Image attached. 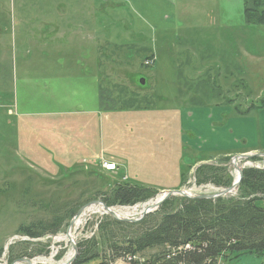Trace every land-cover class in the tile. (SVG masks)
Returning <instances> with one entry per match:
<instances>
[{
  "label": "rangeland",
  "instance_id": "rangeland-1",
  "mask_svg": "<svg viewBox=\"0 0 264 264\" xmlns=\"http://www.w3.org/2000/svg\"><path fill=\"white\" fill-rule=\"evenodd\" d=\"M244 7V0H0V264H66L74 256L64 238L70 223L118 183L159 191L144 203L110 207L137 220L180 182L183 157L197 163L179 190L197 196L224 189L199 182L200 166L226 168L224 179L233 185L234 159L264 153V109L239 116L264 98L261 47L252 48L251 64L242 56L241 48L258 38ZM239 57L240 77L232 84L231 64ZM148 60L154 64L146 66ZM176 109H216L229 113L225 123L252 122L230 124L234 133L214 137L189 118L195 124L182 141ZM205 143L220 150L208 155ZM57 145L78 162H56ZM229 148L237 154H224ZM237 162L255 168L264 158ZM104 163L119 169L106 171ZM179 198L171 196L168 206ZM55 219L63 224L57 234L32 239L20 232ZM118 222L126 223L101 205L76 219L78 253L98 256L86 264H151L154 251L112 259L111 245L124 246L138 231ZM218 264H264V253Z\"/></svg>",
  "mask_w": 264,
  "mask_h": 264
},
{
  "label": "trees",
  "instance_id": "trees-1",
  "mask_svg": "<svg viewBox=\"0 0 264 264\" xmlns=\"http://www.w3.org/2000/svg\"><path fill=\"white\" fill-rule=\"evenodd\" d=\"M244 4L246 25L264 26V0H244ZM263 109L264 98L257 104H251L239 116H248L251 110ZM183 158L187 167L184 164L180 166L181 180L173 190H179L186 184L192 166L197 163L189 164ZM253 159L259 160L258 157ZM198 173L199 182L212 180L220 188L232 186V179H224L226 168L219 170L202 165ZM157 192L151 187L122 182L113 192L104 194L102 202L108 207L133 206L149 201ZM169 201L166 200L159 208L163 212L160 215H151L136 223L126 222L138 226V231L124 246L111 245L112 259L154 251L151 264H218L221 258L264 253V169L245 168L235 196L215 200L179 198L176 207L168 206ZM61 222L55 219L41 229L37 225L21 227L20 232L39 239L59 233ZM126 223L118 222L121 225ZM33 255L24 253L21 257L31 258ZM97 257H88L79 251L73 264H86ZM100 264L106 263L102 261Z\"/></svg>",
  "mask_w": 264,
  "mask_h": 264
},
{
  "label": "crops",
  "instance_id": "crops-1",
  "mask_svg": "<svg viewBox=\"0 0 264 264\" xmlns=\"http://www.w3.org/2000/svg\"><path fill=\"white\" fill-rule=\"evenodd\" d=\"M249 27H251V26H249ZM252 29L256 30V35L258 36V38H257V40L255 41V43L253 45H251L249 43L247 46H243L241 48V51L244 52V54L242 56L244 58H246V60L248 59L249 63L251 64V62H253L254 61L253 59L255 58V54L254 53L251 54L252 53V48L254 46L256 48L261 47V49H262V56L261 57L263 59L262 65H264V26H257V28H252ZM238 45L240 46L239 43H238ZM237 51H238V55H239L241 53L240 49L238 48ZM239 60H240V57H239V59L235 58V61H233L232 64H231V68H230V72L229 73H230V76L232 77V80H230V82L232 84H238V83L234 82V75H237L238 77H240L241 65H240V61ZM259 62H260V60H259ZM260 71H261V75L264 76V74L262 73V70H260ZM25 77H26V80H27V72L25 73ZM231 77H230V79H231ZM248 78L249 77L247 76V79ZM248 80H250V79H248ZM174 112L178 114L177 115V119H178V122H179L178 128H179V134L181 136L182 141H184V139H185V135L182 134L185 131V129L186 128L187 129H193V125L195 124V123L193 125L187 124L189 118L191 119V122H193V119H194V120H196L198 122L203 123V127L206 129L207 133L212 135V136H214V137H219L218 135L226 133L225 131H228V129H231L230 132L234 133L232 128H231V126H230V124L234 125L235 123H237V124L241 123L243 125H248L250 123L249 121L252 122V120H245L243 122H240V121H236V122L235 121L234 122L228 121L227 123H225L224 118H228L227 116H229V113L228 112H223V111H217L216 109L208 111V112H206V114H205V112H202L201 110H198V109H187L186 111H181V110H177L176 109ZM210 114H211V116H209ZM54 116H56V115H54ZM185 123L187 125H185ZM226 125H227V127H226ZM208 137L209 138H205V142L210 139V136H208ZM86 145H87V143L86 144H83V143L81 144V146H86ZM55 148H56V153L58 152L59 157H61V158H59L58 161L55 160L56 162H59V161L62 162V161H64V158L66 160H68V162L70 164L78 162V160L75 159V158L70 159L67 152H62V149H63L62 147H60L58 149V145H57ZM215 149L220 150V148H216V147H207V144L205 143L203 145V149L202 150H207V154L208 155H214L215 153L213 151H216ZM251 150H253L252 152H261L257 148H253ZM237 152L238 151H235V153H234L233 150H230V148H229L227 150V152L224 153V154L233 155V154H237ZM242 152H245V151H242ZM79 156H81V152H80ZM94 158L95 157H92L91 159L94 160ZM79 160L81 162V161L84 160V158L83 159H79ZM181 160H182V157H180V163H182ZM39 161L41 163H46L44 161V159H40ZM179 166H181V164ZM117 169H119L118 166H117Z\"/></svg>",
  "mask_w": 264,
  "mask_h": 264
},
{
  "label": "water",
  "instance_id": "water-1",
  "mask_svg": "<svg viewBox=\"0 0 264 264\" xmlns=\"http://www.w3.org/2000/svg\"><path fill=\"white\" fill-rule=\"evenodd\" d=\"M145 81L142 80L141 81V84L144 85ZM255 157H262L264 158V153H254V154H246V155H242V156H239V157H236L234 160L235 162L233 161L232 162V165L235 166V169L237 170L238 172V177L237 179L234 181L233 185L228 187V188H224L222 189L221 192L219 193H216V194H202V195H197V196H194L192 195L191 193L185 191V190H169L165 193V195L160 199L158 200V202H156L153 206H151L150 208H148L147 210H145L141 217L137 220H130V219H125V218H121L119 217V215H117V213L111 209L110 207H108L107 205H105L103 202H93L89 205H87L86 207L82 208V210L79 211V213L74 217V219L72 220V222L70 223L69 225V228H68V231H67V237L68 239L72 242V245H73V250H74V256L66 263V264H73L77 258V255H78V251H77V247H76V244L74 243L73 239L71 238V231L73 229V226L75 224V221L76 219L90 206H94V205H101L103 207V209L109 213L113 218L117 219V220H120V221H125V222H131V223H135V222H138L140 220H142L143 218H145L148 214H150L151 212H153L154 210L160 208L162 206V204L168 200L171 196H174V195H179L181 196L182 198H191V199H208V200H215V199H218V198H221V197H225V196H229V195H232L233 193L237 192L238 188L240 187V184H241V181H242V178H243V171L245 169V167H240L238 164H237V160L241 159V160H251ZM18 263H25V264H34L31 260L29 259H22V260H19L17 263H14V264H18Z\"/></svg>",
  "mask_w": 264,
  "mask_h": 264
},
{
  "label": "built area",
  "instance_id": "built-area-1",
  "mask_svg": "<svg viewBox=\"0 0 264 264\" xmlns=\"http://www.w3.org/2000/svg\"><path fill=\"white\" fill-rule=\"evenodd\" d=\"M154 64V62L153 61H151V60H148L147 62H146V66H150V65H153ZM104 166L106 167V170L107 171H116L117 170V167H116V165L115 164H107V163H104ZM258 169H262L263 167H264V165L263 164H259L258 166H256ZM113 168V169H112ZM132 256H130L129 258H131Z\"/></svg>",
  "mask_w": 264,
  "mask_h": 264
},
{
  "label": "bare ground",
  "instance_id": "bare-ground-1",
  "mask_svg": "<svg viewBox=\"0 0 264 264\" xmlns=\"http://www.w3.org/2000/svg\"><path fill=\"white\" fill-rule=\"evenodd\" d=\"M218 169H219V168H218ZM223 169H224V168H223ZM223 172H224V171H223ZM223 174H224V173H223ZM236 174H237V173H236ZM237 177H238V176H237ZM237 177H236V178H237ZM153 205H154L153 203H150V204H148L147 206L150 208V207H151V206H153ZM70 234H71V238L73 239V238H74V235H73V230L71 231V233H70ZM64 238H65V239H67L69 242H71V241L68 239L67 235H65V237H64ZM67 240H66V241H67ZM73 241H74V240H73ZM70 259H71V257H70V255H69V258H68V260H70ZM68 260H67V261H68Z\"/></svg>",
  "mask_w": 264,
  "mask_h": 264
}]
</instances>
